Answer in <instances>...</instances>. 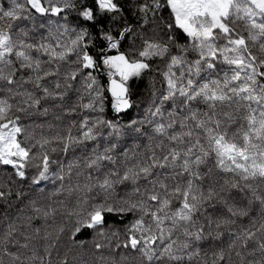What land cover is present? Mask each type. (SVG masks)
<instances>
[{
	"label": "snow or ice",
	"instance_id": "snow-or-ice-1",
	"mask_svg": "<svg viewBox=\"0 0 264 264\" xmlns=\"http://www.w3.org/2000/svg\"><path fill=\"white\" fill-rule=\"evenodd\" d=\"M0 209V264H264V0H0Z\"/></svg>",
	"mask_w": 264,
	"mask_h": 264
},
{
	"label": "trees",
	"instance_id": "trees-1",
	"mask_svg": "<svg viewBox=\"0 0 264 264\" xmlns=\"http://www.w3.org/2000/svg\"><path fill=\"white\" fill-rule=\"evenodd\" d=\"M146 82H147V78H145V82H144V83H141V84L139 85L140 89H144ZM135 111H136V110L133 109V112H135ZM0 211H2V209H0ZM241 223H243V224L246 225V224L248 223V220H241V219H238V220H237V224L239 225V224H241ZM224 241H225V243L228 242V237H227V235H225V237H224Z\"/></svg>",
	"mask_w": 264,
	"mask_h": 264
}]
</instances>
